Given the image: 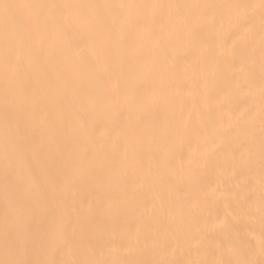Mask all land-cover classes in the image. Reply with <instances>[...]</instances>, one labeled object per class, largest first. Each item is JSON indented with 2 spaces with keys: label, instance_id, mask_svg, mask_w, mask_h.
Wrapping results in <instances>:
<instances>
[{
  "label": "bare ground",
  "instance_id": "bare-ground-1",
  "mask_svg": "<svg viewBox=\"0 0 264 264\" xmlns=\"http://www.w3.org/2000/svg\"><path fill=\"white\" fill-rule=\"evenodd\" d=\"M5 2L256 7L251 34L205 25L226 9L86 8L87 27L73 17L25 62L22 87L5 74L0 19V258L6 196L18 194L32 259L264 260L259 219L247 212L260 197V0ZM6 112L27 126L14 176ZM217 218L231 222L233 252L223 257ZM61 236V250L41 251Z\"/></svg>",
  "mask_w": 264,
  "mask_h": 264
},
{
  "label": "snow or ice",
  "instance_id": "snow-or-ice-1",
  "mask_svg": "<svg viewBox=\"0 0 264 264\" xmlns=\"http://www.w3.org/2000/svg\"><path fill=\"white\" fill-rule=\"evenodd\" d=\"M137 7H152L175 9L177 13L183 16L184 9H226L227 13L208 16L205 19V25L210 30L223 27L225 23L232 24L241 29L245 34H251L254 20L253 9L256 5L250 4H227V5H77L63 3H7L0 0V19L3 22V40H4V67L5 74L12 72L17 76V86L22 87L23 81L21 73L25 62L33 57L36 52L44 48L50 36L62 34L66 28L72 26V18L76 17L78 22L87 27L90 24L88 14L84 11L86 8L97 9H123ZM261 15V33H260V57L261 72L264 74V0L259 4ZM72 10V11H70ZM201 15H203L201 13ZM193 34H195L193 32ZM243 72V69H241ZM65 87L69 85L65 82ZM236 87H240L237 82ZM15 95V89L12 90ZM7 103V97H6ZM27 144V126H21L16 123L9 113L5 114V170L8 176L9 169L11 175L16 172V163L18 154L22 155ZM255 144V137L250 136L249 146ZM11 145V151L9 146ZM250 150V149H249ZM260 197L259 202L251 201L248 204L249 219L255 221L258 217L260 224V248L261 255L264 256V86L261 89V111H260ZM11 183V179L7 181ZM24 209L20 204L19 195L9 199L6 196V208L4 213V258H0V264H96V262L83 260H65L56 261L54 259H32L30 253L35 252V247H30V241L24 234ZM235 219V217H234ZM216 227L220 234L225 238L217 246L218 254L223 257L225 254L233 252V242L231 238V222L228 218L220 220L217 218ZM68 244L65 237L61 236L58 243L53 248H43L47 255H53L61 250L60 245ZM151 264H173L172 261L161 260L153 261ZM187 264H257L253 259H211L188 261ZM259 264H264L261 260Z\"/></svg>",
  "mask_w": 264,
  "mask_h": 264
}]
</instances>
